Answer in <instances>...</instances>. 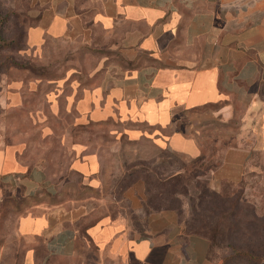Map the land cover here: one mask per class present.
<instances>
[{"label": "crops", "instance_id": "obj_1", "mask_svg": "<svg viewBox=\"0 0 264 264\" xmlns=\"http://www.w3.org/2000/svg\"><path fill=\"white\" fill-rule=\"evenodd\" d=\"M49 42L95 51L87 83L68 100L80 121L115 119L120 129L113 136L145 140L155 150L190 159L201 156L196 138L215 120H238L241 136L259 137L257 146L236 138L220 150L205 178L211 190L239 184L249 154L264 152V0H50L26 32L33 51ZM75 149L71 171L97 190V156L87 146ZM40 175L27 172L0 142V200L35 194L46 185ZM47 186L57 201L18 217L19 257L10 262L218 264L208 257V241L188 233L174 211L147 213L135 227L126 215L94 214L88 203ZM145 197L139 182L123 198L135 208ZM7 251L0 247V264L7 263Z\"/></svg>", "mask_w": 264, "mask_h": 264}, {"label": "rangeland", "instance_id": "obj_2", "mask_svg": "<svg viewBox=\"0 0 264 264\" xmlns=\"http://www.w3.org/2000/svg\"><path fill=\"white\" fill-rule=\"evenodd\" d=\"M49 1L0 0V142L13 151L27 172H39L46 184L33 195L16 192L0 200V247H8V261L4 264H16L10 258L19 257L14 247L18 217L37 214L56 203L48 184L59 187L63 197L77 199V204L88 203L87 207L96 211L94 214L126 215L138 227L146 211L154 213L164 204V187L157 184L158 178L191 162L185 156L159 152L145 140L131 142L125 136L111 135L120 129L115 119L102 124L78 119L68 97L77 92L79 84L87 83L88 71L96 62L95 51L64 42H49L42 50L33 51L25 44L26 29L40 19ZM259 91L264 98V73ZM238 123L212 122L208 132L216 136V141L209 138L204 145L210 164L218 162L220 150L236 138L257 146L259 137L241 136ZM80 145L87 146V153L96 155L100 163L97 190L87 189L80 175L71 171L75 148ZM144 177L150 180V195L132 208L136 203L125 200L124 192L143 182ZM218 192L229 196L232 209L224 220L218 211L211 221H221L235 233L230 236L222 231L210 241V258L218 264H255L247 258L234 257L227 244L254 245L251 232L256 224L262 225L264 217V152H251L240 183L223 185ZM257 264H264V259Z\"/></svg>", "mask_w": 264, "mask_h": 264}, {"label": "trees", "instance_id": "obj_3", "mask_svg": "<svg viewBox=\"0 0 264 264\" xmlns=\"http://www.w3.org/2000/svg\"><path fill=\"white\" fill-rule=\"evenodd\" d=\"M26 32L24 39L27 46ZM27 48L29 47L27 46ZM260 96L263 97L261 92ZM211 125L209 127H212ZM209 127L196 138L202 148L201 156L190 159V165L186 166L182 163L174 172L169 173L167 171L166 174L158 178L157 184L160 187H164L165 193L162 197L164 204H162V206L160 205V208H155L153 212L163 210L174 211L188 233L201 236L210 244V241L215 239L218 235H221L220 232L227 231L230 236H232L235 231H232V228L229 229L226 225H222L220 223L221 221H211V216L218 213V211L220 212V219L224 220L227 214L230 213L232 206L229 196L222 194V192L211 190L205 180L206 176L215 169L218 164V162L210 164V155L205 152L204 145L209 141V138H212L214 142L216 141V136L208 132L211 130ZM159 152L167 153L169 151ZM150 176L151 175L148 174L147 178ZM142 181L145 184V191L148 196L150 195L151 187H147V184L150 180L146 181L144 177ZM149 199L148 197V201ZM146 212L150 213L149 211ZM261 221L262 225L256 224L251 232V238L255 241L254 245L249 247L241 244H227L228 249L234 257L247 258L248 262L255 264L264 259V217H262ZM208 257L211 259L209 256V249Z\"/></svg>", "mask_w": 264, "mask_h": 264}]
</instances>
